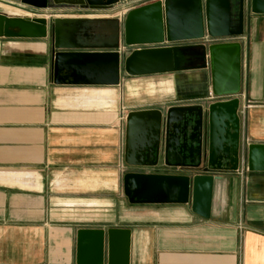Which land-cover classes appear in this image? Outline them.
I'll return each instance as SVG.
<instances>
[{
    "label": "crops",
    "instance_id": "crops-1",
    "mask_svg": "<svg viewBox=\"0 0 264 264\" xmlns=\"http://www.w3.org/2000/svg\"><path fill=\"white\" fill-rule=\"evenodd\" d=\"M144 2L109 12L60 5L45 16L84 19L68 41L102 50L122 44L125 15ZM235 40L244 47L242 137L264 143V14L247 8L244 34L227 41ZM51 59L50 38H0V264H77L80 228L130 229V264H264V171L219 173L210 217L192 202L135 204L125 195L128 172L186 174L127 162L128 114L219 101L209 97L208 70L56 84ZM113 216L125 224L112 226Z\"/></svg>",
    "mask_w": 264,
    "mask_h": 264
},
{
    "label": "water",
    "instance_id": "water-1",
    "mask_svg": "<svg viewBox=\"0 0 264 264\" xmlns=\"http://www.w3.org/2000/svg\"><path fill=\"white\" fill-rule=\"evenodd\" d=\"M129 1L0 0L27 12L0 10V38H50L56 84L118 86L123 75L208 70L209 97L231 99L166 111H131L127 116L129 164L154 168L165 164L186 174L128 172L124 191L131 203L192 202L194 212L210 217L219 173L241 167L264 171V143H245L242 137L243 44L208 38L241 37L246 9L264 14V0H144L125 15L122 44L102 50H84L68 41L73 24L84 19L45 16L46 10L60 5L109 12ZM180 158L185 162L176 161ZM131 235L130 229L80 228L77 264H130Z\"/></svg>",
    "mask_w": 264,
    "mask_h": 264
},
{
    "label": "rangeland",
    "instance_id": "rangeland-1",
    "mask_svg": "<svg viewBox=\"0 0 264 264\" xmlns=\"http://www.w3.org/2000/svg\"><path fill=\"white\" fill-rule=\"evenodd\" d=\"M87 27V26H86ZM118 211V210H117ZM125 211H122L121 213L123 214ZM135 213V211L133 209H128V211H126V215L128 216H133V214ZM125 220V216L123 218L120 217H112L111 218V225H116V226H120L121 224H125L124 220ZM129 219V218H128ZM98 222H95V224Z\"/></svg>",
    "mask_w": 264,
    "mask_h": 264
},
{
    "label": "built area",
    "instance_id": "built-area-1",
    "mask_svg": "<svg viewBox=\"0 0 264 264\" xmlns=\"http://www.w3.org/2000/svg\"><path fill=\"white\" fill-rule=\"evenodd\" d=\"M230 38H208V41L210 42H222V41H227L229 40ZM212 97L214 98V96L212 95ZM226 98H231V97H217L215 99H226Z\"/></svg>",
    "mask_w": 264,
    "mask_h": 264
},
{
    "label": "bare ground",
    "instance_id": "bare-ground-1",
    "mask_svg": "<svg viewBox=\"0 0 264 264\" xmlns=\"http://www.w3.org/2000/svg\"><path fill=\"white\" fill-rule=\"evenodd\" d=\"M18 13H27V12H24V11H21V10H17Z\"/></svg>",
    "mask_w": 264,
    "mask_h": 264
}]
</instances>
